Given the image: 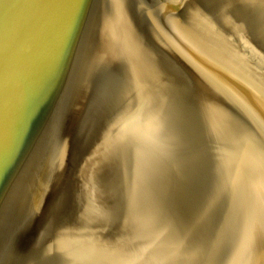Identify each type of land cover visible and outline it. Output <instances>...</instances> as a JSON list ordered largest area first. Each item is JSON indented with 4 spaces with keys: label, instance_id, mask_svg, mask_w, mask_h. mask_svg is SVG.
Returning a JSON list of instances; mask_svg holds the SVG:
<instances>
[{
    "label": "water",
    "instance_id": "obj_1",
    "mask_svg": "<svg viewBox=\"0 0 264 264\" xmlns=\"http://www.w3.org/2000/svg\"><path fill=\"white\" fill-rule=\"evenodd\" d=\"M57 1L0 0V264H264V67L260 76L248 69L251 40L240 28L237 52L231 40L214 42L217 31L198 39L197 68L209 69L208 87L189 81L184 68L180 87L170 90L165 78V99L178 93L181 119L166 101L152 98L147 108L122 93L104 97L103 85L92 84L97 15L107 26L113 15L107 0H75L74 25L55 29L53 14L40 29L58 42L46 112L59 113V122L50 141L18 136V154L3 157V134L19 135L39 116L37 104L29 110L35 85L22 86L21 57L35 49L31 34ZM151 94L141 90L145 99Z\"/></svg>",
    "mask_w": 264,
    "mask_h": 264
},
{
    "label": "bare ground",
    "instance_id": "obj_2",
    "mask_svg": "<svg viewBox=\"0 0 264 264\" xmlns=\"http://www.w3.org/2000/svg\"><path fill=\"white\" fill-rule=\"evenodd\" d=\"M62 1H64V0H58L54 4V6L47 12V14H45L42 18L40 16V18L38 20V29H37V31H34L30 37L31 40L35 39L37 41V45H36L34 50H32L27 55L21 57V62H22L21 71H23V69H24V71L26 70V78H25L22 86H25L26 82L30 79L31 80L33 79V82L35 85L34 87H35L36 93H35L34 97L30 96L29 104H32V105L29 106V110L33 109L35 104H37L39 116H37V118L35 119L34 124H32L30 122L28 130L26 128H24L19 135L18 134L12 135V133L10 134L9 130L3 134V145L5 144L6 140L8 142L7 146H3V157L7 156V158H6L7 160H10L11 159L10 156H12L14 153L18 154L20 147L14 148L19 142L18 136L23 141H25V143H29L33 139V137H37V139H39L41 141H45V142L50 141L51 135L54 132V128H55L56 124L59 122V118H60V117H58L59 113L53 112V115H51V112L50 113L46 112L49 110V107L55 98V96H52V94H53L52 83L54 81H58V80H56L57 75L53 72L54 70H56V67L58 64V62L56 61L57 60V44H58V42H57V38H53L50 40V38H51L50 36H49L48 40L45 41V39H44V36L46 35L45 29L44 30H40V29H41L42 25L44 27L45 21L49 17H51L53 14H55V16H56V22L54 23V25L52 27L55 26V29L57 27L60 28V27L64 26V23L66 20H69V23H71V25H74L73 23H75V22L72 19H73L74 11H75V0H67L66 3L59 5ZM167 1L169 2L168 3L169 6H167ZM191 1H196V0H107V2L105 4V9L107 8V12H110L111 16L112 15L113 16L111 18V22L107 26L106 23L102 20V18H100L99 15H97L98 21L95 24V28L97 30H93V31L97 33V37H98L99 32H100V34H99V37L97 38V40L95 41V45L93 46V48H95L92 51V52H94L92 54L93 58H95V59H93V61L95 63H99L102 65L103 62L110 60L109 59V57H110L111 59H113V62L116 60L118 61L117 66L116 65L115 66L118 67L119 71L122 72V75L124 74V76H123L124 79L131 80V79H133V77L137 78L138 76H140V75H138V73L136 71L133 70V68H131L130 66L127 65V64H132L134 59L130 60V57H129V59H126L125 57L124 58L121 57L120 52L117 50H114L112 52V49L114 47L113 46L114 40H112L114 37V30H112V29L115 26L117 27L120 25H122L124 27L123 22H125L126 20H125V18L123 19V16L125 15V17H127L126 13L130 10V13H132V16H133V17L131 16V18H135V17L137 18L136 23H135V21L133 22V23H135L133 25V28H132L133 31L129 32L131 34V40H133L132 45H133L135 50L140 51L139 58L142 61L147 62L146 64H149V67H147L144 64L147 68H149L148 70L151 69L150 68L151 66H153V68H155L157 66V61L159 59L161 60V58H165V8H166V6L168 7L166 9V12H167V15H169L171 13V9L177 8V7L179 8L180 5H182V7L185 8L183 6V4L187 6L188 4H191L190 3ZM197 1L199 2V0H197ZM200 1H202L204 4L207 3V5L211 6V8H216L217 10L220 9L223 13H225L226 17L229 18L228 19L229 21L228 20H226V21L227 22L231 21V24H232L231 26L233 29L238 30L240 28L242 30V32H244L245 35L247 36L248 42L251 40V42H253L252 44L254 46L255 45L260 46V44H262V39H261L262 37L258 34V30L261 29V26L264 27V0H200ZM198 5H199V3H198ZM189 8L181 10L183 12V15H185V16H183L182 20H179L177 18L176 22H175V20L171 17H169L167 20L168 21L167 23H169V28L167 27L168 28L167 30L168 31L171 30L174 35L171 36L168 33L169 37L166 41V46L169 49L172 47L174 49L177 48L178 51H181L180 54L183 53V51L181 49H183L185 46L190 47V48L192 46H194L196 41L198 42L199 31L201 33L202 30L206 29V27H201L200 25L196 28L195 24L192 27H190L191 21L193 22V20H192L193 15L196 16L198 13V6H196L194 4V6L191 5V7H189ZM40 10L41 9H39V11ZM41 12H42V10H41ZM40 13H39V15H40ZM122 19L125 21H122ZM128 19H129V17L127 18V21H128ZM98 22H100V23L98 24ZM124 24H126V23H124ZM123 27H121V28H123ZM130 27H131V25H130ZM177 27H182V28H180L179 32H176ZM109 28H111V29H109ZM142 28H144V31L140 32V29H142ZM222 29L219 28V31L222 33L219 36H218V33H219L218 30H217L218 31L217 34L212 33L215 35V40H214L215 43L224 42L225 36L223 34ZM226 30L227 29H225V31ZM101 31L104 34V43H105L103 50H102V46H101L103 43L102 42L103 41V35H102ZM225 31H224V33H225ZM110 32H111V35H110ZM140 33H142V36ZM202 34H203V32H202ZM205 34H208V33H205ZM190 36H191L192 40L189 42ZM176 38H177V40H176ZM226 40H228V39L226 38ZM111 43H112V46L110 47ZM183 44L185 46H181ZM212 44H214V43L212 42ZM210 45H211V42L209 43L208 47H210ZM46 47L48 48V55L44 52H43V54L42 53L40 54V51L44 50V48H46ZM109 47H110V49H109ZM197 47L195 48L194 52L198 55V52H196ZM218 47H219L218 54L222 55L223 54L222 44ZM36 48L39 49L40 51L37 52V55L34 57V55H35L34 51L36 50ZM252 48H254V47L251 45V43L248 44L247 49H249L253 53ZM214 49H215V47H214ZM98 52H99V54H98ZM208 53L210 54L211 51H209ZM46 55H47V59H45ZM182 55L184 56L185 52ZM130 56L135 58L138 56V53H131ZM212 56L218 57L215 54L214 50L210 54V57H212ZM184 57H190V56H184ZM251 57H252V55H249V59H251ZM25 58H28V64H27V62H25V60H23ZM168 58H169V56H168ZM196 60H193V63L190 62V64L192 66H194L195 68L198 66V63ZM83 61H84V57L81 56L77 62V66L78 67L81 66V68H82V66H83L82 62ZM110 61H112V60H110ZM33 62L35 64L37 62V65L34 66ZM108 62H106V63H108ZM92 63L93 62H90V64H92ZM110 63H112V62H110ZM260 64H261V62H254L252 64L253 65V68H252L253 74L260 76V74H261ZM109 65H112V64H109ZM46 66L49 67L48 72H45V71H47V70H45ZM108 67H107V69H108ZM110 68H113V67L110 66ZM32 71H33V73H32ZM31 73H32V76H31ZM117 73H118V71H117ZM5 78H7V77H5ZM41 78H43V80ZM111 80H113L116 83H119L122 79L111 78ZM110 82H112V81H110ZM224 83L226 84V82H224ZM60 85L57 87L58 90H59ZM15 86H16V83L14 84L13 88ZM226 86H227V84H226ZM71 87H72V85H71ZM122 88L123 87H121V89ZM225 89H226V87H224V86H218L217 87V91L219 94L220 93L226 94L227 90H225ZM40 93H41V95H39ZM121 93L122 92H120V94ZM106 94L110 95V99L111 98H113V99L117 98L116 97L117 96V90L115 87H111L107 91ZM228 94L235 97L236 99H239V100H240V98L243 99V95L241 93L239 95H236V94L233 95L231 93L230 88L228 89ZM39 96L41 97L40 99H39ZM20 100H21V94L19 93L18 94V101H20ZM120 107L125 108L126 105L124 103H122ZM120 107L117 110V113L119 115L122 112ZM249 113L252 116V112H249ZM125 114L126 113L123 111L122 116ZM254 119H256V122L259 125H261V123L258 121L259 117L258 118L256 117ZM15 121L18 122L17 119H15ZM21 122H20V124H21ZM23 122H25V120H23ZM263 122H264V120H263ZM54 142L57 145L56 148L59 149L60 144H61V140L59 142L58 141H54ZM39 145H40V142H39ZM39 145L36 146V144H35V146L33 147V149L29 153V160L33 163H34V158H33L32 153L34 151H36V149L39 147ZM12 147L14 149H12ZM9 148H10V151L8 153L7 151L9 150ZM25 153H26V150L23 149V154H25ZM41 154H42V150L37 157L38 160L41 158Z\"/></svg>",
    "mask_w": 264,
    "mask_h": 264
},
{
    "label": "rangeland",
    "instance_id": "obj_3",
    "mask_svg": "<svg viewBox=\"0 0 264 264\" xmlns=\"http://www.w3.org/2000/svg\"><path fill=\"white\" fill-rule=\"evenodd\" d=\"M168 3L169 2L167 1V6H169ZM190 3L191 4H188L187 6L183 4V6L185 8H183L182 5H180L179 8L177 7V8L171 9V13L169 15H167L166 9L168 7L166 6V8H165V58H161V60L159 59L157 61V66L155 68H153V66H151L150 70H148L149 68H147V67H149V64H146L147 62H144L139 58L140 51L135 50L133 45H132L133 40H131V34L129 32L133 31L132 28H133V25L136 23L137 18L136 17L131 18L132 13H130V10L126 13L127 17H125V15L123 16V19L125 18V20H126L125 21L122 19V21H125V22H123L124 27L122 25H120L121 24L120 23L119 24L120 26H117V27L115 26L112 29V30H114V37L112 39V40H114V42H113L114 47L112 49V52L114 50H117L120 52L121 57H123V58L125 57L126 59H129V57H130V60L134 59L132 64H127V65L130 66L131 68H133V70L136 71L138 73V75H140V76H138L137 78L133 77V79H131V80L124 79L123 78L124 74L122 75V72L119 71L118 67H116L118 64V61L116 60V61H114L115 62L114 63L113 59H111L109 57V59L112 61L108 60L109 62L106 61L108 63L103 62L102 65L100 64L99 71L96 72L93 75V78L91 79L93 85L96 86V85L100 84L98 89L103 85L102 86L103 96L104 95L109 96V94H106L107 91L111 87H115L117 90V95L120 96V92H122L123 95L130 96L133 99L135 105H137L139 102H141L147 108H150L151 104H152V98L155 101H158L159 103H163L164 106H165L164 102L166 101L172 107H165V108L169 112H171L172 114L176 115L178 118L182 119V115L180 114V106L178 105V99H177L178 93H173L174 98L171 100L165 99V91H169L167 86L165 87V78L167 79V76L169 77V79L172 78L171 80L167 79V81L169 83L172 81V83L170 84V90H171V86L173 83H177L178 87H180L182 84H184L183 71H182V68H184V70L186 69L188 72H190V74L188 73L191 77V78H189V81L193 80V82L196 83L197 81L200 82V80H201L204 82L206 87H208L210 84V74L207 72V71H209V69L205 68L204 70L200 71V69H198L197 67L195 68L194 66H192L189 63L190 61H192V58L194 60H196L198 58V55L194 52L195 48L198 46L197 41L194 44V46H192L194 49L192 47L191 48L187 47L184 44L181 45V46H185L183 49H181L183 51V53L185 52L184 56H190L189 58L184 57L182 55L183 53L180 54L181 51H178L177 48H175V49L173 47L170 49L167 48L166 41L169 37L168 33L171 36L174 35L171 30L170 31L167 30L169 28V23H167L168 18L169 17L173 18L175 20V22H176L177 18L179 20H182L183 16H185V15H183V12L181 10L187 9V8L191 7V5L194 6V4H195L196 6H198V13L196 16L193 15V17H192L193 22L191 21L190 27H192L194 24H195L196 28L199 25L201 27H206V29L202 30L203 33H209V32L211 33V32H215L217 30L219 31V28H221V29L223 28L222 31H223L225 38H227L228 40H231L230 42H231V46L233 48H234V46H236V48H235L236 52L238 50H240L241 48L244 49V46L242 43H244V41H245V40H243L244 37L240 38L241 33L237 29L236 30L233 29L232 26L226 22V20H222V19L226 18V15L220 9L217 10L216 8H211V6L207 5V3L204 4L200 0H199V2L196 0V1H191ZM198 3H199V5H198ZM128 17H129V19L127 21ZM134 21H135V23H133ZM124 23H126V24H124ZM130 25H131V27H130ZM121 27H123V28H121ZM180 28H182V27H177L176 32H179ZM225 29H227L226 30L227 32L225 31ZM141 31H144V28L140 29V32ZM224 31H225V33H224ZM202 32L200 33V31H199V34H198V39H200V40L202 38H205L204 35L202 34ZM140 34L142 36V33H140ZM258 34L262 37L261 39H262V43H263L264 42V27L263 26H261V29L258 30ZM110 35H111V32H110ZM176 40H177V38H176ZM191 40H192V38L190 36L189 42ZM201 43H202V41H201ZM250 43L253 46L251 41L249 42V44ZM260 45H262V44H260ZM111 46H112V43H111L110 47ZM110 47H109V49H110ZM253 47L255 48V49L252 48L253 53L255 55L249 49H246V48L244 49V51L248 54V59H249V53L252 55L251 59L249 60V65H248L249 68L248 69L253 68L252 64L254 62H261V57L264 56V44H263V47H259V48H258V46H256V47L253 46ZM197 51H198V49H197ZM131 53H138V56L135 58L131 57L130 56ZM168 56H169V58H168ZM237 61H238L237 62L238 64L243 65V62L241 60H237ZM110 62H112V63H110ZM184 62H187L188 65L182 66V63H184ZM109 64H112V65H109ZM106 66L107 67L109 66L108 69ZM110 66L113 68H110ZM263 67H264V63H261L260 68L262 69ZM169 69H172V70H169ZM117 71H118V73H117ZM111 78L122 79V80L119 83H116L113 80H111ZM110 81H112V82H110ZM146 86L152 92L149 99L143 98V95L141 96V90ZM200 86H201V82H200ZM121 87H123L122 88L123 90L121 89ZM86 104H87V102H86ZM88 106L89 105L85 106L86 111H88ZM160 107L161 106H159L157 110H159ZM206 107H208V105H206ZM196 109L201 110L199 108H196ZM157 110H153V111H157ZM164 112H165V110H164ZM160 117H161V119L165 120L164 115H162ZM154 122L156 123L157 127H159L158 123L155 120H154ZM163 129L165 130V126L163 127Z\"/></svg>",
    "mask_w": 264,
    "mask_h": 264
}]
</instances>
